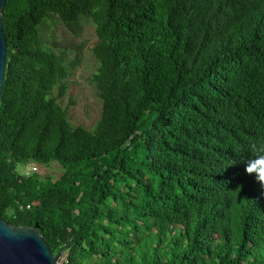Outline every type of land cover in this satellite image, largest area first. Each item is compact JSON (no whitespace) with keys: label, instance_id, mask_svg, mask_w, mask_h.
<instances>
[{"label":"trees","instance_id":"trees-1","mask_svg":"<svg viewBox=\"0 0 264 264\" xmlns=\"http://www.w3.org/2000/svg\"><path fill=\"white\" fill-rule=\"evenodd\" d=\"M49 16L94 27L92 129L59 103L77 61L44 47ZM2 20V219L64 264H264L244 171L264 155V0H5ZM52 161L57 179L17 171Z\"/></svg>","mask_w":264,"mask_h":264},{"label":"rangeland","instance_id":"rangeland-1","mask_svg":"<svg viewBox=\"0 0 264 264\" xmlns=\"http://www.w3.org/2000/svg\"><path fill=\"white\" fill-rule=\"evenodd\" d=\"M40 36L44 47L56 54L65 52L68 60L77 61V66L68 78V90L59 103L68 107V118L74 126L92 129L101 114V100L98 98L94 84L89 77L97 68V61L92 54V47L96 42L94 27L88 18H81L72 26H65L56 16H49L40 25ZM36 164V173L57 179L62 173L58 162L52 161L48 165L28 162L19 166L21 170L31 169ZM63 251L58 260L65 263Z\"/></svg>","mask_w":264,"mask_h":264},{"label":"water","instance_id":"water-1","mask_svg":"<svg viewBox=\"0 0 264 264\" xmlns=\"http://www.w3.org/2000/svg\"><path fill=\"white\" fill-rule=\"evenodd\" d=\"M5 0H0V95L5 67L6 42L3 36L2 10ZM63 251L53 254L48 243L34 227L13 225L0 217V264H59Z\"/></svg>","mask_w":264,"mask_h":264},{"label":"clouds","instance_id":"clouds-1","mask_svg":"<svg viewBox=\"0 0 264 264\" xmlns=\"http://www.w3.org/2000/svg\"><path fill=\"white\" fill-rule=\"evenodd\" d=\"M21 175L26 174L25 171L21 170L19 167L17 169ZM244 171L247 174L255 173V179L261 184H264V155H259L255 160L249 161L245 165Z\"/></svg>","mask_w":264,"mask_h":264},{"label":"built area","instance_id":"built-area-1","mask_svg":"<svg viewBox=\"0 0 264 264\" xmlns=\"http://www.w3.org/2000/svg\"><path fill=\"white\" fill-rule=\"evenodd\" d=\"M23 171H25V173L26 174H24V175H29V174H31V173H33V172H36L37 171V166H36V164H32V167H31V169H26V170H23ZM35 203V202H34ZM26 208V209H28V208H30V204H26V205H20L19 206V208L20 209H23V208Z\"/></svg>","mask_w":264,"mask_h":264}]
</instances>
